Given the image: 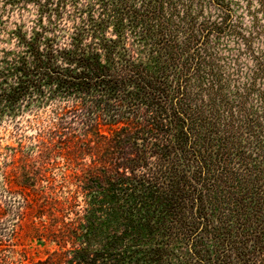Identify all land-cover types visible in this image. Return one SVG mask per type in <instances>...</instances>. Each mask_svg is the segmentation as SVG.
<instances>
[{"label": "trees", "instance_id": "1", "mask_svg": "<svg viewBox=\"0 0 264 264\" xmlns=\"http://www.w3.org/2000/svg\"><path fill=\"white\" fill-rule=\"evenodd\" d=\"M243 1L1 0L0 114L51 107L19 224L57 249L0 239V264H264V0ZM226 38L254 64L233 87Z\"/></svg>", "mask_w": 264, "mask_h": 264}, {"label": "rangeland", "instance_id": "2", "mask_svg": "<svg viewBox=\"0 0 264 264\" xmlns=\"http://www.w3.org/2000/svg\"><path fill=\"white\" fill-rule=\"evenodd\" d=\"M239 4L243 8L246 7L243 0H240ZM29 7L32 9L33 5L30 4ZM2 8L3 4L0 0V15ZM243 8L238 10L241 16L245 14ZM257 8L258 4L254 3L252 9ZM8 12L1 18L3 25L0 26V30H3L0 31V56L1 51L9 50L13 46V43L10 44L2 39H7V34L21 24L18 11ZM25 20L29 22L28 19ZM243 22L246 25L250 23L249 16L246 14ZM221 44L211 48V53L217 55L215 66L221 68L226 76L231 75L232 87L236 84L235 70L240 71L242 81H246V77L250 74L249 70L254 65L251 57L246 54L243 47L241 55L236 52L238 49L236 38H226ZM257 45L258 43H255V46ZM236 59L239 64L233 63ZM50 108V105L45 108L31 106L23 108L20 112L0 114V227L2 229L0 239L5 244H13L12 247L17 250L27 251L29 257L34 259L45 258L48 253L57 249L55 244L47 240H39L35 231L29 228L32 221H27L20 227L18 219V214L23 209L24 199L34 198V188L46 187L48 184L47 179L42 181L35 179L31 172L38 167V164L26 158L35 155L33 141L39 132V125L46 124L50 119ZM57 172L58 170H49L46 175L56 178ZM70 187L71 190L75 189L74 186ZM64 190L66 192L68 189ZM64 195L66 193H63ZM33 220L38 222L35 218Z\"/></svg>", "mask_w": 264, "mask_h": 264}]
</instances>
